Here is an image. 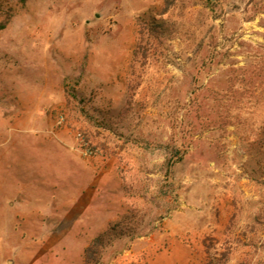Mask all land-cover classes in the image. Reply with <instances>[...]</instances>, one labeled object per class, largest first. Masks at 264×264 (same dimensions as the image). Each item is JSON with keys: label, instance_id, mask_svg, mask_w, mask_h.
I'll return each instance as SVG.
<instances>
[{"label": "rangeland", "instance_id": "374dc122", "mask_svg": "<svg viewBox=\"0 0 264 264\" xmlns=\"http://www.w3.org/2000/svg\"><path fill=\"white\" fill-rule=\"evenodd\" d=\"M264 264V0H0V264Z\"/></svg>", "mask_w": 264, "mask_h": 264}, {"label": "trees", "instance_id": "16d2710c", "mask_svg": "<svg viewBox=\"0 0 264 264\" xmlns=\"http://www.w3.org/2000/svg\"><path fill=\"white\" fill-rule=\"evenodd\" d=\"M113 236L112 230H110L94 238L84 251V264H96L99 260L102 250L109 243H111Z\"/></svg>", "mask_w": 264, "mask_h": 264}]
</instances>
